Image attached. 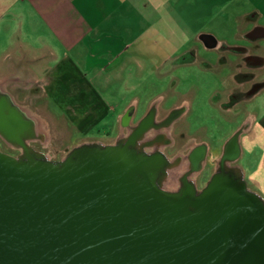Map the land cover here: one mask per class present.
I'll list each match as a JSON object with an SVG mask.
<instances>
[{"label":"water","instance_id":"obj_1","mask_svg":"<svg viewBox=\"0 0 264 264\" xmlns=\"http://www.w3.org/2000/svg\"><path fill=\"white\" fill-rule=\"evenodd\" d=\"M183 111L157 120L154 101L132 125L129 106L112 143L52 159L30 146L43 140L38 122L0 87V137L20 151L0 150V264H264V199L236 165L247 124L202 187L186 172L170 189L177 164L163 149ZM206 155L194 146V172Z\"/></svg>","mask_w":264,"mask_h":264},{"label":"crops","instance_id":"obj_2","mask_svg":"<svg viewBox=\"0 0 264 264\" xmlns=\"http://www.w3.org/2000/svg\"><path fill=\"white\" fill-rule=\"evenodd\" d=\"M226 19L246 44L227 46L233 57L221 52L219 64L231 67V82L245 72L259 82L264 0H0V87L30 116H53L67 131L116 132L125 110L138 106L131 89L177 67L196 35ZM224 41L201 43L220 52ZM248 121L247 144L264 150V110Z\"/></svg>","mask_w":264,"mask_h":264},{"label":"rangeland","instance_id":"obj_3","mask_svg":"<svg viewBox=\"0 0 264 264\" xmlns=\"http://www.w3.org/2000/svg\"><path fill=\"white\" fill-rule=\"evenodd\" d=\"M210 24V28H205L208 30L205 31L207 33L196 35L191 47H188L190 49L181 53L182 61H179L177 67L169 69L168 72L166 68L167 73L155 78H147V82L141 85L136 92L131 89V93L140 98L131 121L132 125L146 114L151 106L150 100L153 98L161 105L157 112L159 118L167 113V109L176 104L184 108L180 117L168 128L167 134L171 143L163 150L169 158H173L175 155H185L191 147L199 143L207 145L203 168L195 174L199 187L205 184L214 171L223 145L230 135L243 123H248L251 115L264 110V86L261 87L262 91L259 94L255 96L253 94L249 99H241L239 94L234 106L228 108L225 106V103L229 101L226 91L230 89L231 93H235L239 79L235 76L232 82L228 79L231 67L225 66V62L219 64V54L222 52L223 60L225 58L228 60L230 56L233 57V54L225 51L226 47L229 45L242 46L246 44V41L240 35L233 34L235 22L232 19L213 20ZM205 38L214 41L225 40L221 51L203 50L201 40ZM261 45L264 47V40ZM259 52L264 54V49ZM258 81L259 83L264 82V70L260 72ZM253 82L242 81V95L246 94ZM34 118L38 122V131L43 135V140L31 141L30 146L44 152L52 159H61L68 150L82 142L112 143L117 135L126 132L123 128L115 132L107 127V130H110L108 133L96 134L94 129L93 134L96 135H82L74 129L67 131L58 124V121L56 122L57 118L53 116L45 115ZM82 137L91 138L81 141ZM247 138L246 133L240 136L242 150L236 165L242 169L247 187L264 199V150L257 146L252 150L253 143L247 144ZM255 142L257 143V140ZM0 150L17 155L16 151L8 149L1 140ZM184 161L182 160L177 165L180 171H183ZM175 175V169H173L172 179H175ZM173 184L175 183L168 184V187Z\"/></svg>","mask_w":264,"mask_h":264},{"label":"flooded vegetation","instance_id":"obj_4","mask_svg":"<svg viewBox=\"0 0 264 264\" xmlns=\"http://www.w3.org/2000/svg\"><path fill=\"white\" fill-rule=\"evenodd\" d=\"M205 41H206V43L210 46H213L214 45V41L213 40H211V39H208V38H205L204 39ZM213 41V42H212ZM239 50H241V49H239ZM250 58V57H249ZM249 62H251V58L249 59ZM244 76V78H241V77H243ZM255 77V73H253V72H246V73H236L235 74V78H237V79H239V81L237 82V83H239L240 81V83H242V81H253V78ZM262 86H264V82L263 83H259V82H253L252 83V85L250 86V89H248V91L246 92V94L245 95H242V91L238 88V87H236V92L235 93H231L230 95H229V101H227L226 103H225V106L228 108V107H232V106H234L235 105V103H236V100L239 98V94L241 95V99H249V98H251L252 97V95L255 93V91H256V89L258 88V87H262ZM158 112V111H157ZM168 113L169 112H167L163 117H161V118H159L158 117V115L156 116V119L157 120H163V119H165L166 117H167V115H168ZM246 124H247V122H246ZM151 135H154L155 134V131H151V133H150ZM0 140L2 141V143L8 148V149H10V150H12V151H16L17 152V154L20 152L19 150H17V149H15V148H13L12 147V143H10V142H7V141H5L2 137H0ZM194 146H196V145H194ZM194 146L193 147H191L188 151H187V153L185 154V155H175L174 157H173V159L175 160V162H176V164L178 165V164H180L181 162H182V160L185 162V164H184V166H183V171H180L179 170V168L178 167H176L175 168V184H173V185H171V187H169V188H171V189H174V188H176L177 186H178V180L180 179V177H181V175L182 174H184V173H186V172H191V174H190V179H192L194 182H195V184H196V186L198 187V188H200L198 185H197V176L195 175L197 172H194L193 171V166H192V164H191V162L188 160V155L190 154V152L194 149ZM207 146V145H206ZM166 147H164V149H165ZM10 154V153H9ZM206 159V158H205ZM204 165V164H203ZM173 182V180L169 183V185L171 184ZM202 187V186H201Z\"/></svg>","mask_w":264,"mask_h":264},{"label":"bare ground","instance_id":"obj_5","mask_svg":"<svg viewBox=\"0 0 264 264\" xmlns=\"http://www.w3.org/2000/svg\"><path fill=\"white\" fill-rule=\"evenodd\" d=\"M172 180H173V182H172V183H174V182H175V181H174L175 179H170V182H171ZM170 182H168V184H169Z\"/></svg>","mask_w":264,"mask_h":264}]
</instances>
